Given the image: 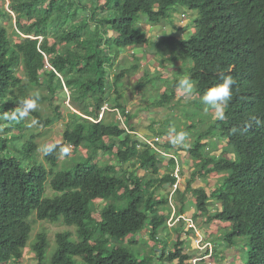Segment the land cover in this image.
<instances>
[{
	"label": "trees",
	"instance_id": "obj_1",
	"mask_svg": "<svg viewBox=\"0 0 264 264\" xmlns=\"http://www.w3.org/2000/svg\"><path fill=\"white\" fill-rule=\"evenodd\" d=\"M96 1L9 0L6 10V1L0 0V129L7 123V134L13 125L23 131L17 108L24 109L22 101L36 97L37 103L46 101L53 113L46 118L30 110L37 126L47 129L57 120L66 122L59 142L50 144L52 151L43 154L48 170L36 162L38 145L33 139L18 147L12 144L22 141L23 134L0 135V264L18 262L22 249L29 247L32 217L75 230V236L69 231L56 235V250L49 262L48 236L39 233L29 247L36 264H77L79 258L81 264H155V259L159 264H187L190 256L184 254L180 237L174 250L161 248L156 257H145L143 250L133 246L165 245L156 236L166 234L170 215L178 222L182 219L189 201L200 220L196 226L201 222L209 227L227 225V245L242 241L247 249L242 264H264V0H104L102 6ZM181 8L196 13L193 35L151 42L141 26L151 29L161 22L171 23ZM141 45L156 52L164 69L180 63L183 74H189L196 85L192 104L199 102L200 107L191 115L197 120L183 131L154 133L159 141L155 145L172 158L160 157L143 143L121 102V81L139 65L108 80L114 61ZM166 53L168 58L162 59ZM221 74L236 81L223 121L210 114L198 115L203 113L204 92L220 82ZM177 79L175 75L172 81L158 79L165 90L157 106L169 107L186 97L176 88ZM142 88L143 82L137 85L138 90ZM62 94L68 101L67 116L54 105ZM104 105L116 112L106 111L99 120ZM250 115L262 124L246 127ZM201 123L206 128L191 144L186 141L174 147L172 140L163 142V137H176ZM233 128L239 131L234 133ZM214 140L225 143L223 156L234 158L215 161L203 153L209 148L206 142L210 145ZM79 147L87 149V156L72 158L68 168L60 169L64 153ZM105 155L110 162L95 163ZM164 159L167 171L159 177ZM175 159L180 163L179 176L188 162L192 172L173 194L171 190L157 196V190L177 183ZM115 166L121 167L120 176ZM136 171L151 178L141 180L134 176ZM213 174L223 175L213 191L193 186ZM47 184L52 197L45 195ZM94 214L98 216L93 218ZM145 234L153 246L148 240H135Z\"/></svg>",
	"mask_w": 264,
	"mask_h": 264
},
{
	"label": "rangeland",
	"instance_id": "obj_2",
	"mask_svg": "<svg viewBox=\"0 0 264 264\" xmlns=\"http://www.w3.org/2000/svg\"><path fill=\"white\" fill-rule=\"evenodd\" d=\"M6 5L5 9L8 7V1L5 0ZM97 5L102 6L104 5V0H97ZM1 6V2H0ZM7 10V9H6ZM9 11V10H8ZM196 17L195 12H190L187 11L185 8L178 9L173 17H172V22L167 23V22H161L160 25L154 26L153 28L149 29L146 25H142L141 27L145 29L148 34L151 42L153 43H158L161 40H164L168 37H175L177 39H188L190 38L193 33H194V24L193 21ZM71 27L72 25L69 24ZM68 26L69 28H71ZM10 32V31H9ZM11 33V32H10ZM62 47V46H61ZM60 47V48H61ZM164 48V47H163ZM155 51L153 52H148L147 48L145 45H141L139 47H135L133 49H127L124 51L113 63V67L109 71V76L108 80H111L113 76L119 75L122 71L127 70L132 68L135 65H139V69L137 70H131L123 80L121 81L122 85L119 86V92L122 95L121 102L126 105V111L128 114L132 116L131 124L134 126H137V131L139 135H148V139H155L158 134L163 132L164 130H185L187 126L190 125V123H194V120H197L195 116H192V112H196V110L199 109L200 103H194L195 100H193V96H186L184 99L179 98V101H174L171 103L169 107H160L157 106V102L160 98V94L164 92L165 87L158 79L162 80H168L172 81L174 79V75L176 77H179L180 75L183 74L184 71H182V66L180 63H174L172 67L170 68H162L159 66L158 60L155 58ZM168 53L165 54L162 59L168 58ZM157 57H161V55H158ZM139 60L138 63L135 61ZM165 65V64H164ZM18 78H23L22 71L19 69L17 73ZM145 77V78H144ZM144 78V79H143ZM141 80V81H140ZM151 80L156 81L151 82ZM149 81V82H147ZM141 82L144 83V88L141 90L137 89V85L140 84ZM147 82V83H146ZM55 106H58L60 108L61 113L64 116H67V109H68V102L65 96L58 95L55 99ZM207 106L204 105L203 113L198 112V115H214V111L211 109H207ZM19 112V119L22 120L21 125L24 126L23 131H19V129H15L16 126L13 125L12 129L10 130L9 134L11 135H22L24 136V139L20 142H13L12 145H17L18 147L21 145V143L28 141L29 139H33L36 144L38 145V151L36 153V162L37 163H42L44 167L48 170L49 166L44 162L43 160V154L44 152L41 151L42 147L49 146L52 143H57L59 142L61 138V133L65 129V121L63 120H57L51 127L47 129H43L39 126H37L33 120V117L30 115V110L28 111V115L26 116H21L20 113L24 110L22 108H17ZM37 111H40L43 117H50L52 118V111L49 109L48 104L46 101H42L41 103H37V108L34 109ZM33 111V110H32ZM109 119H112V116L109 115L107 116ZM13 121H18L13 120ZM209 121V120H208ZM207 121V122H208ZM8 124L4 123L3 127L0 129V135L1 137H8L9 134L5 132V128L7 127ZM14 127V128H13ZM206 128V123H201L196 125V129H192L189 132H184L186 133V136L183 141H178L177 143H174V147H178L180 143L182 142H190L191 144L197 137V134L199 132L204 131ZM157 132L156 136H154V133ZM170 132V131H169ZM172 132V131H171ZM165 143L168 142V140H174L175 137L174 135H169L163 137ZM167 140V141H166ZM215 140L214 142H216ZM213 142V141H212ZM222 144L225 143L222 142ZM209 147V143L206 142L205 147ZM217 146V145H216ZM223 146V145H221ZM224 148V147H223ZM164 149V148H163ZM211 149L215 151L212 146ZM12 151V149H10ZM70 151H67L64 153L62 156V161L60 165V169L62 168H68L70 166V160L72 158H78V157H86L88 154L87 149L83 147H79L77 149L71 148L69 149ZM202 152L205 153L206 155H211V153L208 152L207 149H202ZM214 155H211V157L217 161L216 159H222V158H227V159H233V155H225L223 156L220 153V150L218 152L213 153ZM111 157L108 155L103 156H98L97 160L95 163H100V162H110ZM189 166L186 167V171L180 174L179 176V183H186L187 178H189L191 172H192V162H188ZM167 160L162 161V166L160 167V173L159 177L163 176L164 173L167 171L166 168ZM188 165V164H187ZM117 167V166H115ZM118 169L115 171L119 176L121 175V167H117ZM58 170V169H57ZM132 171V168H129V172ZM134 176L138 177L139 179H149L151 178L149 175L145 174L142 171H136L134 173ZM223 175L219 174H213L209 176L207 179H202V180H196L194 182V186L198 187L200 189H205L208 190V192L213 191L214 188L216 187V184L219 180L222 179ZM172 188L170 186H166L164 188H161L157 190L156 194L157 196L164 195L166 196L167 194L171 193ZM47 197H52L54 193L50 190L48 184L46 185V194ZM193 200V199H192ZM98 206L101 205L99 203ZM185 209L188 210L191 208L193 202L189 201L187 202ZM190 204V205H189ZM213 204V203H212ZM103 206V205H102ZM216 206V204H215ZM214 206V207H215ZM175 210L172 211V214L174 213ZM98 216V214H94L93 218L95 216ZM171 216V215H170ZM98 218V217H96ZM176 220V219H174ZM30 224L32 226V232L30 235V240H29V247L30 245L34 242L36 236L43 232L48 236L49 240V247L46 251V261L49 262L56 250V235L59 233H63L65 231H69L73 233L75 236V230L70 229L65 227L64 225L61 224H51L48 222H39L37 221L34 217L30 218ZM198 221H194L193 224H198ZM171 224H174L171 222ZM193 224L190 221V218L186 217L184 219H180L179 222H176V224L168 226L166 223L167 229L165 230L164 227L161 230H165L164 232L166 234H158L156 236L157 240H163L166 244H160L156 245L157 248L151 249L147 245L146 247H139L140 243H137L136 245L133 246L134 249H139L140 251L143 250L144 256H153L156 257L157 255L154 253H157L156 251H160L162 248L163 250L166 251H172L174 250V244L178 240V237H180L181 240L184 241L185 243V250L184 254H189L190 259L192 258H200L201 257V252L196 250V247L200 248L201 247V241L196 240L197 239V234L200 232V226H196L194 231L192 228H194ZM208 228L206 226L202 227V229ZM228 228H225L221 230L219 233L220 236L217 239L213 240L214 244L216 245V249L213 250L212 257L206 258V263L205 261L201 262L200 264H242L246 257H247V249H245L244 242L240 241L237 243V246L234 247H229L226 244L225 240V235L227 234ZM139 242L144 240H148L147 234L144 236H138ZM175 238V239H174ZM146 240V241H145ZM149 241V240H148ZM150 244L153 246L154 242L149 241ZM207 242H211V239H209ZM127 241H123V244H126ZM27 247L25 249H22L21 251V258L18 260V262L10 263V264H36L35 261V256L31 252V249ZM159 247V248H158ZM207 246L202 247V251L207 250ZM213 248V247H212ZM142 252V251H141ZM205 255V253H204ZM202 255V256H204ZM77 264H81V259H76ZM156 262L155 264H159L158 260L155 259ZM187 264H190L188 261Z\"/></svg>",
	"mask_w": 264,
	"mask_h": 264
},
{
	"label": "clouds",
	"instance_id": "obj_3",
	"mask_svg": "<svg viewBox=\"0 0 264 264\" xmlns=\"http://www.w3.org/2000/svg\"><path fill=\"white\" fill-rule=\"evenodd\" d=\"M235 84H236V81L232 76L221 74L220 82L213 84L212 86L207 88L206 91L204 92V94L202 96V103L207 106V109H211L212 111H214V115H215V118L217 120L223 121L226 119L225 112L229 106L231 99H232V95H233L232 87ZM175 86L179 90V92L184 96H192L194 94H197L195 82L191 79L189 74L180 75L178 77V79L176 80ZM37 100H38V97L30 98V99H26V100L22 101V103L24 105V110L20 113V115L26 116V115H28L29 110L36 109L37 108ZM104 106H106V105H104ZM107 108L108 109L105 110L104 112H106V111L116 112V110H110L109 107H107ZM102 109H101L100 115L102 114ZM104 112H103V114H104ZM100 115H99V120H101L103 118V115L101 118H100ZM254 124L257 126H260L262 124V122L256 116L250 115L248 117L246 123H245V126L251 127ZM173 131H175V130H173ZM232 131L235 133V132L239 131V129L233 128ZM137 135H139V134H137ZM139 136H142V135H139ZM185 136H186V133H184V132L177 133L175 139L173 140V143H177L178 141H183ZM41 151H43L45 153V155H47L52 151V148L50 146H45V147H42ZM177 160L179 161V159H177ZM171 194H173V187H172V193ZM171 217L173 218V215H171ZM171 217L169 219H171ZM180 218L184 219V217H180ZM169 219H168V221H169ZM176 220H178V219H176ZM168 221H167V224H168ZM196 236H197L196 240L201 241V247L200 248L196 247V250L201 252L202 255H204V253H205V255L204 256L201 255V257L199 259L198 258H192L189 260V262H190V264H200L203 261H205V263H206V258L212 257V253H213V250L216 249V245L214 244L213 241L204 242V239L200 238L198 235H196ZM204 246H207L208 248H207V250L202 251L201 248Z\"/></svg>",
	"mask_w": 264,
	"mask_h": 264
},
{
	"label": "crops",
	"instance_id": "obj_4",
	"mask_svg": "<svg viewBox=\"0 0 264 264\" xmlns=\"http://www.w3.org/2000/svg\"><path fill=\"white\" fill-rule=\"evenodd\" d=\"M216 145H217V147H216ZM221 145H223V146H221ZM211 146H212V148L215 151H213L211 149ZM222 147H224V144H222L221 141H216V142L210 143L209 148H206V149L208 150L209 153H211V155H214L213 153L218 152L219 150L221 152V148ZM192 167H193V165H192ZM193 186H194V184H193ZM205 191L208 192V190H205ZM183 210H184V215L182 217H184V218L188 217V218H190V219H192L194 221H198V222L200 221L199 218H195V216L193 215V212H192V209L191 208L188 209V210H186L185 207H184ZM199 226H200V229L201 230H200V232L197 235L200 238L204 239V242H207L209 239H211V241L215 240L216 238H218L220 236L219 233L221 232V230L227 228V225H225V224L224 225H220L219 223L218 224L212 223V224H210V227H209L208 224H205V223H202L201 222V224L199 223L198 227ZM204 226H208V228L202 229V227H204ZM220 226H222V229L221 230L219 229ZM135 240L139 241V238L137 237V239H135ZM216 242H217V239H216ZM201 255H202V253H201Z\"/></svg>",
	"mask_w": 264,
	"mask_h": 264
},
{
	"label": "built area",
	"instance_id": "obj_5",
	"mask_svg": "<svg viewBox=\"0 0 264 264\" xmlns=\"http://www.w3.org/2000/svg\"><path fill=\"white\" fill-rule=\"evenodd\" d=\"M107 109H108L107 106H104V108L102 109V114L100 115V118L102 117L103 112H104L105 110H107ZM118 120H119L121 123H123V120H122V118H121L120 116L118 117ZM138 137L143 141V143H145L147 146H149V148L155 150L156 153H158L160 157H162V158H170V157H171V158H172V156L169 155L168 152H167L165 149H163V148H159V147H157V146L155 145V143H158V142H159L158 139H156V138H155V139H147V138H144V137L139 136V135H138ZM175 161H176V167H175V171H174V173H173V176L176 178L177 183H176V185L173 186V192L177 189V184H178L179 181H180V179H179V168H180V163H179V161H178L177 159H175ZM177 221H178V220H175V221H174L173 218L171 217V219H169V221H168V225H169V226L174 225ZM171 222H173L174 224H171ZM194 263H195V262H194Z\"/></svg>",
	"mask_w": 264,
	"mask_h": 264
}]
</instances>
